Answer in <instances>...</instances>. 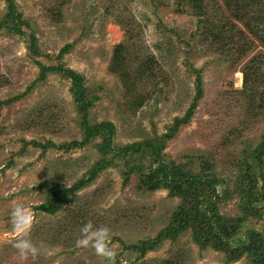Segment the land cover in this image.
Segmentation results:
<instances>
[{
	"label": "rangeland",
	"instance_id": "1",
	"mask_svg": "<svg viewBox=\"0 0 264 264\" xmlns=\"http://www.w3.org/2000/svg\"><path fill=\"white\" fill-rule=\"evenodd\" d=\"M13 1L34 30L40 54L50 59L65 44H73L58 63L82 75L89 92L99 96L88 119L112 122L117 145L165 133L173 118L183 116L189 107L196 84L190 69L199 70L202 96L189 123L166 143L162 154L166 161L195 170L199 169L196 158L208 156L213 172L232 185L237 172L234 163L242 158V150L257 144L264 131L260 98L240 92L242 66L253 55H264L257 41L247 57L234 62L235 50H215V45H209L210 38L204 40L201 32L194 35L197 17L175 13L171 3L156 6L164 0ZM54 10L61 13L55 16L57 22L51 14ZM5 11L6 3L0 0V19ZM121 43L130 48L138 44L141 53L153 56L165 73L157 87L154 82L135 86V92L146 98L136 111L126 105L123 85L108 71L113 49ZM25 45L18 34L0 31V102L23 92L38 77L39 67ZM40 60L45 61L43 56ZM261 63L264 74V57ZM258 87L264 90V83ZM69 88L68 79L49 72L21 101L0 107V264H249L245 255L227 262L223 252L200 250L192 242L190 230L175 241L160 242L141 258L125 250L126 245L155 237L168 224L180 199L169 196L165 189L138 191L134 176L123 184L119 168L101 171L77 192L74 202H66L54 215L33 210L45 197L37 188L40 181L69 186L98 158L92 144L68 153L48 148L43 154L31 144L24 146L30 140L60 144L81 139ZM16 203L27 206L32 214L23 238L38 247L34 257L21 259L12 247L22 238L9 220ZM236 203L235 197L220 203V213L235 215ZM89 220L93 226L109 227L108 243L115 252L111 261L97 255L91 245H76L81 225Z\"/></svg>",
	"mask_w": 264,
	"mask_h": 264
},
{
	"label": "trees",
	"instance_id": "2",
	"mask_svg": "<svg viewBox=\"0 0 264 264\" xmlns=\"http://www.w3.org/2000/svg\"><path fill=\"white\" fill-rule=\"evenodd\" d=\"M3 1L6 11L0 19V31L18 34L26 40L27 54L39 67V73L23 92L1 101L0 107L21 101L49 72H56L70 81L69 92L78 113L76 123L82 134L80 140L60 144L51 140L43 144L30 140L25 141L24 146L31 144L40 148L43 154L48 148L68 153L92 144L98 153V158L90 168L69 186L56 181H40L37 188L44 191L45 197L33 210L54 215L66 202H74L77 192L89 185L101 171L119 168L123 184L130 183L134 176L138 191L165 189L169 196L180 199L168 224L155 237L124 246L125 250L138 253L137 258L152 251L160 242L175 241L179 234L190 230L191 240L200 250L210 248L223 252L227 262L236 261L245 255L249 264H264V131L257 144L242 150V158L234 163L237 172L232 185L213 172L214 164L208 156L196 158L199 161L198 170L173 160L166 161L162 154L166 143L189 123L202 96L199 70L190 69L196 75L195 94L184 115L173 118L163 134L117 145L114 143L115 126L112 122L105 120L92 123L88 119L89 110L99 96L89 92L82 75L58 63L73 44H65L56 56L47 59L46 54L42 55L37 50L34 30L21 18L14 1ZM154 1L150 0L151 3ZM169 3L174 6L175 13L197 17L198 27L194 35L201 32L204 40L210 38L209 45H215V50H235L234 62L247 57L256 41L264 49V0H164L157 2L156 6H167ZM51 14L54 17L61 15L58 10ZM56 17L57 22L59 20ZM229 18H233V22ZM42 56L45 61L40 60ZM263 57L262 53L253 55L241 68L240 92L252 98L259 97V108L264 107V90L259 91L258 87L264 83V74L261 72ZM48 61L55 63L46 64ZM108 71L123 85L126 105L133 111L141 108L146 101L143 95L135 92V86L154 82L157 87L165 75L157 60L147 53H141L138 44L130 48L124 43L114 47ZM234 197L237 199V213L221 214L220 203ZM158 264H171V261H160Z\"/></svg>",
	"mask_w": 264,
	"mask_h": 264
},
{
	"label": "clouds",
	"instance_id": "3",
	"mask_svg": "<svg viewBox=\"0 0 264 264\" xmlns=\"http://www.w3.org/2000/svg\"><path fill=\"white\" fill-rule=\"evenodd\" d=\"M32 214L27 206L21 203H16L12 206L9 212V220L12 229L22 234V238L16 239L12 247L17 250L21 259L31 255L35 256L39 249L27 238H23L28 233L32 222ZM80 235L75 243L77 246H89L93 248L97 255L107 258L109 261L114 257L115 252L109 246L110 229L106 225L93 226L92 221L84 222L80 227Z\"/></svg>",
	"mask_w": 264,
	"mask_h": 264
}]
</instances>
